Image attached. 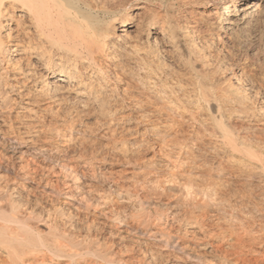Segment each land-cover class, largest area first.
Returning <instances> with one entry per match:
<instances>
[{"label":"bare ground","instance_id":"bare-ground-1","mask_svg":"<svg viewBox=\"0 0 264 264\" xmlns=\"http://www.w3.org/2000/svg\"><path fill=\"white\" fill-rule=\"evenodd\" d=\"M179 2L0 0V110H12L18 102L30 97L29 104L46 102L44 109L67 119L54 123L57 131L44 138L39 134L11 138L10 144L13 139L16 141L11 145V151L0 144V173L12 171V181H15L5 189L0 188V264H79L87 257L112 264L124 261L122 255L115 258L116 252L106 246L103 238L95 239L96 233L90 227H74L73 218L78 213L74 210L94 216L107 212L99 209L104 199L91 196L84 180L81 181L85 175L91 178L98 170L97 167V170L90 169V166L98 165L95 147L87 144V135L79 136V140L72 136L71 122L95 117L106 126L118 121L119 117L122 119L134 113H138L140 119L160 118L170 125L167 127L170 129L174 124L186 122L198 139L210 131L219 138L220 148L227 150L230 147L241 153L240 159L245 166L228 165L223 160L212 162L209 161L211 155L199 162L195 158L201 153L184 150L186 140L182 142L175 138L174 155L166 161L168 174L171 180L183 183L180 187L177 181L179 190L176 186L166 185L168 183L163 180L160 185L163 192L182 190L184 196L174 202L165 201L163 192L157 190L155 197L141 193L131 182L106 185L109 197L138 199L141 209L155 202L166 205V213L156 217L157 225L149 222L153 216L151 212L141 215L140 222L155 226L149 230L154 238L174 234L184 239L189 233L197 238L201 233L198 239H206L211 246L207 252L219 259L198 258L201 262L264 264V105L254 103V98L258 100L259 96L264 103V38L259 36L264 31V0ZM180 5L188 8L183 22L172 19L173 9ZM194 16L197 17L195 20H189ZM162 52L165 55L160 56ZM255 60L260 61L259 68H262V73L257 72L258 77L248 70L254 68ZM32 110L29 106L24 107L17 111L16 119L31 117V120H38L47 113L45 110L32 116ZM7 114L0 118L2 122L9 118H6ZM33 124L34 121H25L18 124L20 127L11 125L10 128L16 126L17 131H22L24 127L22 133L29 134ZM156 135L164 141L170 136L161 131ZM107 138L112 142L119 140L110 135ZM41 139H47L51 144L35 147L36 142L42 143ZM5 140L3 134L0 142ZM147 140L131 143L130 146L138 145L133 148L137 153L135 159L146 157ZM72 142L77 149L71 147ZM26 143L31 144L28 149L23 148ZM166 147L159 148L162 151L167 150ZM72 153L79 154L75 156L90 166L85 168L80 162L82 167ZM103 153L100 157L105 156ZM57 168L62 176H54ZM247 169L249 172L244 175ZM199 180L200 185L194 183ZM213 209L216 221L208 220L209 211ZM130 216L132 214L115 212L112 219L125 221L128 227L134 228L139 223L129 222ZM222 220L227 223L222 224ZM191 225L195 229L189 230ZM253 231L257 232V237L252 235ZM214 236L216 243L208 241ZM178 244L179 248H185L182 242ZM149 250L152 251L150 255L145 249L139 250V255H131V263L159 264L158 253Z\"/></svg>","mask_w":264,"mask_h":264},{"label":"rangeland","instance_id":"rangeland-1","mask_svg":"<svg viewBox=\"0 0 264 264\" xmlns=\"http://www.w3.org/2000/svg\"><path fill=\"white\" fill-rule=\"evenodd\" d=\"M168 2L170 1H173V0H167ZM177 3H180L179 1L181 0H175ZM188 8L186 7V5H180V7H175L173 9V13H172V19L174 20H180L181 22L184 21V16H185V13H188L186 12ZM175 10V11H174ZM182 12V13H181ZM181 18V19H180ZM197 17H191L189 20H195ZM191 20V21H192ZM132 29H135V27L132 26ZM133 32L135 30H132ZM134 34V33H132ZM259 36H262L264 38V31L261 32V35ZM120 39V38H119ZM120 43H121V39H120ZM245 50V49H243ZM161 55H165L164 52H162L160 54ZM236 57V56H235ZM255 63V66L254 68H249L248 70L252 73V74H256V76L254 77H258L260 73H262V68H259V64H260V61L258 60H255L254 61ZM257 64V65H256ZM175 66V65H174ZM184 69V68H182ZM253 69H256V70H253ZM185 70V69H184ZM256 71V72H255ZM264 71V70H263ZM259 74H258V73ZM253 78V77H252ZM257 86H259V84L257 83L256 84ZM250 93H253L250 92ZM26 98V97H25ZM30 98V97H29ZM28 97L24 100V101H21V102H18L19 105H16L15 108H13L12 110H7V109H4V110H0V118L2 117V115H5V113H8L7 114V117L8 119H5L4 122H2L0 120V139L2 138V135L4 134V136L6 137V140L3 141V142H0V144H3L5 145V147H9L7 148L9 151L12 150L13 146L11 147L12 144H15L14 142V139L11 141V144H10V139L11 138H14V137H26L27 135H31V134H36V135H42L44 138L47 134H54L56 131H57V124H54L56 123L57 121L60 123L61 120L63 118H61V116H57L56 115H53L52 113L48 112L46 109H44V105L46 104V102H42L40 104H29L27 101L29 99ZM257 97L254 98V103H257V105H264L263 103V99L260 100V96L258 97V100L256 99ZM128 105H130V101H128ZM262 102V103H261ZM32 105V106H31ZM36 105V106H35ZM118 106V104H116ZM26 106H29L30 108H33L32 111L34 112H30L31 115L33 116L35 112H45L46 110V115L43 118L41 119H33L31 120L32 118L31 117H28L27 118H18L16 119V113L17 111H20V110H24V107ZM44 106V107H43ZM37 108V109H36ZM43 108V109H42ZM37 110V111H36ZM10 112V113H9ZM29 114V113H28ZM48 114V115H47ZM136 114V115H135ZM138 113H134V114H130V115H127V116H124L122 119L121 117H119V120L118 121H114L113 123L111 124H106V126L103 124L104 121H100L99 119L95 118V117H86V119L83 117V122L81 119H76L74 120V122H71V125H72V131H73V134L72 136H74L75 138L78 137V140H79V136H83V135H87V138H86V141H87V144L91 147H95L93 148L94 149V152H95V155L97 157V160L101 161V162H98L96 161L98 165H95L94 166H90V169H95L97 170V172H95L94 176H92L90 178V176H87L85 175L82 179V180H86L85 182H87V184L83 181L84 183V186L86 187V190L89 192V194L91 196H98L97 198H103L101 199L104 203L102 204V206H99L100 208L99 209H104L105 212H107V214L104 213V215H101V216H94L92 214H86L85 211L83 212L82 210H74V212H78L77 214H79L78 216H74L73 220L76 224V226H74L75 228L79 227L80 226H88L91 228L92 232L96 235L95 236V239H101L103 238L106 246L110 247L114 252H116V255L117 257L115 256V258H120L119 256L122 255L124 259V261L126 262H118V263H113V264H132V259H131V255H139L140 254V251L145 249L148 251V255H150L152 253V251H150L149 249H153L154 251L153 252H156L158 253V255L160 256L159 257V264H171V263H175V264H210V262H204V260L201 262L199 261L198 258H213L214 260H219L217 256H214V255H211L210 252H207V251H210L211 250V246L210 244L208 245L206 243V239H203V238H200L198 239V236L201 235V233L197 234V238H194L193 237V234L189 233L188 236L185 238L184 236L181 235V237H184V239L180 238V236H176L174 234H170V235H164V237H160L159 235H157L156 238H154L155 235H151L152 232H150L149 230L153 227H155L154 225H147V223L151 222L152 224H156L157 222V216L160 215V214H165L166 213V205H164L163 203H160V202H155L153 203L152 206L150 207H144L143 209H141L139 206H138V199H128L125 198V197H122L120 198L119 196L117 195H113L111 197L110 194H109V191H107L108 189V184H111L113 185V183H119V184H136L141 193H148L150 195H154L157 196V194H155L157 192V190H159L160 192H163L162 191V188H161V180L163 181H166L168 184L166 185H169V186H178L180 185L181 187V184L183 182H180L179 180L178 183L179 185L177 184V181L174 179L171 180V178L169 177V174H168V169H169V166L168 165V162L166 161H169V157L170 156H173L174 155V150H172V146H173V141L174 139L175 140H178V141H181L182 139V142L186 140L187 142V145L185 146V149L184 150H189L190 152H194V154L197 152L199 155H197V157L195 158L197 161L201 162L203 159L207 158L208 157H211L209 158V161L211 160L212 162H218V160H223L225 162V164H232V165H237V164H240L241 166H243L245 163L240 159V156H242L241 153L237 152V151H232V149L229 147L227 150H225V148H220V144H219V138H217L215 135H213L210 131H207L205 132V136H201L200 135V139L198 135H196L194 132H193V129H190L192 127L189 128V125H187V123H177V124H174L173 128H167L169 127L170 125H166V123L164 124L162 119L160 118H157V117H144V118H141V116H137ZM14 117V118H13ZM46 117V118H45ZM48 117V118H47ZM52 118V119H51ZM137 118V120H136ZM150 118H153L152 120ZM157 118V119H155ZM45 119V120H44ZM61 119V120H60ZM139 119L141 120L140 123H139ZM145 119L147 121H145ZM48 120V121H47ZM64 121H67V119H63ZM96 120V122H95ZM99 120V121H97ZM126 120V121H125ZM136 120V121H135ZM150 120V121H149ZM157 120L159 121L157 123ZM161 120V122H160ZM18 121V122H17ZM25 121H34L35 124H33V128L32 130H30L29 134H25V133H22V131H24V127H22V131H17L18 128L15 129L16 126H14L13 128H10L11 125H17V127H20L18 124L20 123H23ZM44 121V122H43ZM46 121V122H45ZM50 121V122H49ZM155 121V122H154ZM48 122V123H47ZM57 122V123H58ZM78 122V123H76ZM90 122V123H89ZM94 122V123H93ZM102 122V123H101ZM121 122V123H120ZM130 122V123H129ZM3 123V124H2ZM11 123V124H10ZM75 123V124H73ZM82 123V124H81ZM88 123V124H86ZM99 125H97V124ZM101 123V124H100ZM151 123H152V126H151ZM156 123V124H155ZM163 123V124H162ZM90 124V125H89ZM96 124V125L93 127V125ZM136 124V125H135ZM148 124V125H147ZM160 124V125H159ZM102 125L104 126V128L102 129ZM116 125L119 127H116ZM43 126V127H42ZM45 126V127H44ZM99 126H101L100 128H98ZM110 126V127H109ZM124 126V127H123ZM155 126V127H154ZM164 126V128H163ZM187 126V127H186ZM8 127V128H7ZM88 127V128H87ZM92 127V128H91ZM137 127V128H136ZM145 127V129H144ZM151 129H150V128ZM153 127V128H152ZM165 127L168 129H165ZM37 128V130H35ZM42 128V130H41ZM86 128V129H85ZM90 128V129H89ZM141 128V129H140ZM160 128V129H159ZM163 130H162V129ZM184 128L186 129H190L189 131L185 130ZM81 132H80V130ZM85 131H84V130ZM88 129V131H87ZM108 129V130H106ZM110 129V130H109ZM127 129V130H126ZM149 129V130H148ZM183 129V130H182ZM53 130V131H52ZM100 130V132H98ZM123 130V131H122ZM144 130H147V131H144ZM158 130V131H157ZM170 130V131H169ZM181 130V131H180ZM246 130V129H245ZM243 130V131H245ZM16 131V133L14 132ZM67 131H70L69 129H67ZM86 132V134L84 132ZM95 131V132H93ZM108 131V132H107ZM114 131V132H113ZM143 131V132H142ZM152 131V132H151ZM154 131H156V133H154ZM161 133L162 132H167L170 136H168V139L169 140H163L162 137H159L157 136V132L158 133ZM169 131V132H168ZM184 131V133H183ZM192 131V133L190 132ZM89 132V133H88ZM106 134H105V133ZM180 132V133H179ZM94 133V134H93ZM133 133V134H132ZM153 133V134H152ZM171 133V134H170ZM177 133V134H175ZM81 134V135H80ZM93 134V135H92ZM97 134V135H96ZM100 134V136H99ZM104 134V135H103ZM110 136H115L116 138L118 137L119 140H113L110 141L108 137V135ZM119 134V136H117ZM121 134V135H120ZM129 134V135H128ZM8 135V136H7ZM21 135H24V136H21ZM102 135V137H101ZM175 135V137L173 136ZM27 136V137H28ZM95 136L96 139H95ZM126 136V137H124ZM127 136L129 137L127 139ZM143 136V137H142ZM209 136V137H208ZM104 137V138H103ZM178 137V138H177ZM197 138V139H194ZM9 138V140H8ZM94 138V139H93ZM122 140H121V139ZM148 138V142L146 141V144L147 146L145 145V143L142 144V142H140L142 145H145L146 147V157L145 158H140L139 160L135 159V150L133 148H135V146H138L137 144L135 145H131V143H136V142H139L141 139H147ZM172 138V139H171ZM186 138V139H185ZM43 140V139H41ZM47 139H44L43 141H41L42 143H40L39 141L36 142L35 147H39L40 145H49L51 144L50 141H45ZM77 140V139H75ZM77 140V141H78ZM129 140V142H128ZM151 140V141H150ZM155 140H158V141H155ZM155 141V142H154ZM9 142V143H8ZM91 142V144L89 143ZM110 142V144H109ZM123 142V143H122ZM172 142V143H170ZM195 142V143H194ZM54 143V142H53ZM125 143V144H124ZM139 143V144H140ZM149 143V144H148ZM189 143V144H188ZM194 143V144H193ZM198 143V144H197ZM10 144V145H9ZM31 145L30 143H26L25 145L26 146H23L24 149H28ZM71 144V147H73V149H77V147L72 143ZM129 144V145H128ZM200 144H203L200 145ZM215 144V145H214ZM117 145V146H116ZM161 145V146H160ZM163 145V146H162ZM102 146V147H101ZM167 146V147H166ZM11 147V149H10ZM47 147V146H45ZM75 147V148H74ZM164 148L165 147L167 148V150H162V151H165V152H162L160 150V148ZM215 147V149H213ZM33 148L32 147V150L30 152L33 151ZM131 148V149H130ZM157 148V149H156ZM159 148V149H158ZM187 148V149H186ZM191 148V149H190ZM198 151H197V149ZM205 148V149H204ZM207 148V149H206ZM209 148H210V151H209ZM170 149V150H169ZM196 149V150H195ZM222 149V151H221ZM100 152H99V151ZM150 150V152L148 151ZM158 150V151H156ZM169 150V152H167ZM202 150H205L204 152ZM173 151V152H172ZM196 151V152H195ZM220 151V153H219ZM104 152V153H103ZM149 152V153H148ZM159 152V153H158ZM162 152V153H161ZM224 152V153H223ZM38 153H40L38 151ZM78 152H76L77 154ZM105 155L103 157H100L101 155ZM155 153V154H153ZM158 153V154H157ZM173 153V154H172ZM196 153V154H197ZM217 153V155H220L219 157L216 156L215 154ZM223 153V154H222ZM228 153V154H227ZM31 154V153H30ZM28 154V156L30 155ZM75 153H72L73 155V158L76 157ZM117 154V155H116ZM169 156H168V155ZM76 155V156H75ZM110 155V156H109ZM151 155V156H150ZM166 155V156H165ZM179 155V154H177ZM201 155V158L198 157ZM211 155V156H209ZM223 155V156H222ZM79 156V154H78ZM77 156V157H78ZM149 156V157H148ZM222 156V157H221ZM232 158H228L226 159V157H230ZM236 156V157H234ZM238 156V157H237ZM74 158V159H78V158ZM105 157V158H104ZM152 157V158H150ZM154 157V158H153ZM167 157V158H165ZM190 157H192L190 155ZM217 157V158H216ZM221 157V158H220ZM102 158V160H101ZM113 158V159H112ZM235 158V159H234ZM239 158V160H237ZM127 159V160H126ZM133 159V160H132ZM149 159V160H148ZM215 159V161H214ZM226 159V160H225ZM106 160V161H105ZM126 160V161H125ZM136 160V162H135ZM192 161V159H189V161ZM228 160V161H227ZM237 160V161H236ZM77 161H79V163L81 162L82 164L83 161L81 159H78ZM114 161V162H113ZM139 161V162H138ZM150 161H154V162H150ZM159 161V163H158ZM236 161V162H235ZM135 162V163H134ZM147 162V163H146ZM150 162V163H149ZM203 162V161H202ZM227 162V163H226ZM80 163V165L82 167H84V165H82ZM149 163V165H148ZM191 163V162H190ZM236 163V164H235ZM101 164V165H100ZM160 166V167H157V166ZM88 164L85 165V168H88L89 167ZM100 166V167H99ZM167 166V167H165ZM245 166V165H244ZM97 167V168H96ZM143 167V168H142ZM150 167V168H149ZM100 168V169H99ZM146 168V169H144ZM250 168H255L254 166H250ZM58 169V168H57ZM56 169V173L54 174V176H60V172H59V169L57 170ZM138 169V170H137ZM100 170V171H99ZM122 170V171H121ZM125 170V171H124ZM156 170H159V171H156ZM161 170V171H160ZM105 171V172H104ZM140 171V172H139ZM104 172V173H103ZM153 172V173H152ZM162 175H161V173ZM165 172V173H163ZM248 169H247V172L244 173V175H246L248 173ZM3 173V174H2ZM0 173V180L2 178V180L0 181V188L2 189H5V187L7 185H13L15 183V181L13 180L12 181V177H13V173L12 171H4ZM58 173V175H57ZM2 174V175H1ZM9 174V176H7ZM98 174V175H97ZM101 174V175H100ZM103 174V175H102ZM132 174V175H131ZM138 175V176H137ZM143 175V176H142ZM168 175V176H167ZM62 176V175H61ZM101 176V178H100ZM129 176V177H128ZM153 176H154V179H153ZM99 177V179H98ZM124 177V178H123ZM126 177V178H125ZM137 177V178H136ZM148 177V178H147ZM160 177V178H158ZM163 177V178H161ZM166 177V178H165ZM9 178V179H8ZM11 179V180H10ZM96 179V180H95ZM103 179V180H102ZM135 179V180H134ZM139 179V180H138ZM150 179H151V182H150ZM169 179V180H168ZM115 180V181H114ZM147 180V181H146ZM155 180V182H154ZM90 181V183H88ZM137 181V182H135ZM173 183H172V182ZM255 181V180H254ZM10 182V183H9ZM105 184H104V183ZM108 182V183H107ZM159 182V183H158ZM199 182V183H198ZM92 183V184H91ZM107 183V184H106ZM150 183V184H149ZM193 183V182H191ZM196 184H199L200 185V180L197 181V182H194ZM222 183V182H220ZM164 184V183H163ZM88 185V186H87ZM160 185V186H159ZM143 186V187H142ZM145 186V187H144ZM148 186V187H147ZM152 187V188H151ZM177 187V188H178ZM206 187V186H205ZM107 189V190H106ZM98 190V191H97ZM179 190V188H178ZM178 190L174 189V192L173 190H168V191H165L163 192V200H171V202H174L176 201L178 198L184 196V193H181L183 192L182 190H180L179 192H177ZM169 192V193H168ZM107 193V194H106ZM152 193V194H151ZM154 193V194H153ZM94 194V195H93ZM175 194H176V197H175ZM108 198H107V196ZM169 195V197H168ZM114 197V198H113ZM118 197V198H117ZM165 197V198H164ZM172 197H174L173 199H171ZM116 198V199H115ZM169 198V199H168ZM109 199V200H108ZM111 199V200H110ZM124 199V200H123ZM126 199V200H125ZM120 200V202H119ZM123 200V201H122ZM162 200V201H163ZM136 201V202H135ZM66 202V204L69 206L70 204L68 203V201H64ZM111 204H110V203ZM131 203V204H130ZM106 206H105V205ZM133 204V205H132ZM160 205V206H157ZM163 204V205H162ZM108 205H110V207H108ZM162 205V206H161ZM115 206V207H114ZM117 206L119 208H117ZM108 207V208H107ZM136 207H139V208H136ZM155 207V208H154ZM122 208V209H121ZM133 208V210L131 209ZM136 208V209H135ZM110 209V210H109ZM120 211H119V210ZM119 211V212H118ZM197 211V210H196ZM215 210L213 209V211H209V218L208 220H215L217 219V217L212 214V213H215L214 212ZM117 212L118 214L121 213L124 214L126 213V215H131L129 217V222H136V223H139L138 225H136L134 228H130L127 226V224H125V221H122V222H116V221H113L112 219V216L114 215V213ZM123 212V213H122ZM141 212V213H140ZM152 213V218L150 219L149 222H140V216L141 215H144V214H147V213ZM81 213V214H80ZM131 213V214H130ZM150 213V214H151ZM213 216V217H212ZM89 217V218H88ZM82 218V219H81ZM88 218V219H86ZM107 218V219H106ZM85 219V220H84ZM170 219V218H168ZM78 220V221H77ZM91 220V221H90ZM99 220H102L99 222ZM81 221V222H80ZM85 221V222H84ZM104 221V222H103ZM93 224H92V223ZM113 222V223H112ZM155 222V223H154ZM210 222V221H209ZM222 224L223 223H227V221H220ZM89 223V224H88ZM101 225H100V224ZM115 223V224H114ZM142 223V224H141ZM161 223H164L163 221H161ZM225 223V224H226ZM99 224V225H98ZM110 224V225H109ZM112 224V225H111ZM67 225H70L69 223ZM71 227V225L69 226ZM128 227V228H127ZM137 227V228H136ZM127 228V229H126ZM144 229H146L144 231ZM188 229L190 230H193L195 229V226L191 225V226H188ZM106 231V232H105ZM253 236H256L257 237V232H252ZM98 234V235H97ZM149 234V235H148ZM99 235H100V238H99ZM151 235V236H150ZM102 236V237H101ZM128 236V237H127ZM142 236V237H141ZM145 236V238L143 237ZM190 236V237H189ZM178 237V238H177ZM138 238V240H137ZM159 238V239H158ZM111 240V241H109ZM120 240V241H119ZM143 240V241H141ZM177 240V242H175ZM216 240H217V237L214 236V238H210L208 239V241L210 242H214L216 243ZM117 241V242H116ZM145 241L148 242L145 244ZM161 241V242H160ZM168 241V243H167ZM179 243L182 242L183 246L185 248H179ZM189 242V243H187ZM116 243H119V244H116ZM129 245L128 247L129 248H123L124 245ZM154 245H152V244ZM156 243V244H155ZM158 243V244H157ZM177 243V244H176ZM149 244V245H147ZM162 244V245H161ZM193 244H195V246H193ZM204 244V246H203ZM123 245V246H122ZM132 245L134 246V248H132ZM164 245V246H163ZM201 245V246H200ZM207 245V246H206ZM256 245V244H255ZM122 246V248H120ZM131 246V247H130ZM156 246V247H155ZM162 246V247H160ZM199 246V247H197ZM203 246V247H202ZM257 246V245H256ZM258 247V246H257ZM133 249V250H130V249ZM148 248V249H146ZM210 248V250H208ZM118 249V250H117ZM121 249V250H120ZM123 249V251H122ZM117 250V251H116ZM120 250V252H119ZM128 250V251H126ZM140 250V251H139ZM206 254H204L205 252ZM203 251V252H202ZM119 252V253H118ZM133 252V253H132ZM139 252V253H138ZM168 254H167V253ZM174 252V253H173ZM130 253V254H129ZM138 253V254H136ZM178 254V255H177ZM178 256V257H177ZM182 256V258H181ZM168 257V258H167ZM161 258V259H160ZM91 259V260H90ZM174 259V260H173ZM130 260V261H129ZM85 261V262H84ZM163 261V262H162ZM95 262V263H93ZM79 264H112L111 262L107 261V260H97L95 258H91V257H87L85 259H82L80 261Z\"/></svg>","mask_w":264,"mask_h":264}]
</instances>
